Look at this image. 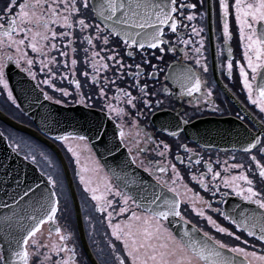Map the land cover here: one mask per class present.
<instances>
[{"label": "flooded vegetation", "instance_id": "af4514ba", "mask_svg": "<svg viewBox=\"0 0 264 264\" xmlns=\"http://www.w3.org/2000/svg\"><path fill=\"white\" fill-rule=\"evenodd\" d=\"M181 2L195 3L197 7L196 9L186 10L185 16L193 14L195 19L192 21L184 19L183 23L187 27H178L177 33L172 34L165 26V43L168 44L170 41L171 45L175 47L174 51H169L167 48L160 51L159 49L148 48L147 45H145L144 50L135 46L128 48L123 45L120 38L113 37V39L120 40L117 51L120 52L123 63L132 65L131 69L124 68L123 73H135L137 71L135 65L137 63L141 64L140 75L136 79L142 82L140 87H143V83H147L148 94L143 96V99L148 100L150 106H145L139 101L136 108L127 105L125 98L118 91L119 89L132 91L134 96L142 95L139 88L133 87L135 81L132 76L127 74L122 76L120 72L115 70L116 66L111 61H107L110 64L107 71L101 70L99 73H94L91 64V46L86 42L81 44L80 39H76L75 43L67 48L63 47L64 44H67V40L63 42L60 40L55 41L58 49L68 52L67 68L63 66L65 57L59 56L55 50L49 51L45 57H40L36 53H32L30 49L27 50L28 55L36 60L33 66L36 79H32L28 74L25 70L28 66L24 63L17 65L13 60L7 63V66L13 64L19 71H22L34 82L43 95L47 93L52 97V99H48L49 101L59 100V104L67 106L80 104L106 113L115 122L120 133L124 132L123 138L119 134L120 139L131 159L135 158L136 166L149 174L156 182L159 180L158 183L163 187L164 182H167L168 187L165 188L169 190V188L175 187L180 193L178 198L181 201L185 221H188L203 233L207 232L208 236L213 238V241L220 240L228 244L229 248L242 247L248 252L254 251L258 255H264V243L256 237L249 236L235 221L234 218H238V216L233 214L234 208L251 214L253 211H259L260 209L255 203L244 200L241 196L236 195L232 188L225 187L222 183L223 177L230 178L244 172L253 180V187L256 191H264V178H259V169L250 160L251 155H257V158L260 159L257 150L246 153L238 150L220 151L215 148L202 147L189 140L182 130L173 126L176 123L180 126L202 120L232 119L248 127L254 134L264 130V113L247 98L248 90L244 88L243 77H241L239 71L240 67L244 66L251 79V72L247 68V60L244 57L246 41L241 39L240 29L235 20L234 8L230 7L229 15L225 18L222 9L219 7V0H203L202 3L201 0H181ZM228 2L230 5L234 4V0H228ZM6 3L7 0H0V9H3ZM225 20L229 25V35L227 37L223 34ZM101 27L103 26L101 25ZM193 27L197 30L202 29L200 35L197 36L192 32ZM53 30L60 31L61 29L58 25H53ZM75 32L80 38L89 34L95 35L94 31L79 33L78 28L75 29ZM0 39L6 40L7 38L0 37ZM181 41H189V43L185 44ZM72 47L77 48L76 53L72 52ZM112 47H116V45H112ZM84 48L90 49L87 57L83 51ZM197 48L200 49L199 53L196 52ZM229 49H231V54H229ZM94 50L99 51L100 49L97 47ZM101 55L105 56L106 59L108 53L101 52ZM249 55H252V53H249ZM0 56L5 57V59L8 56L15 57L14 46H0ZM52 56H55L59 61L58 64L51 65L53 71L57 73L54 83L57 88L67 90L70 93L68 96H62L59 91H54L50 85L42 83L46 76L45 73L39 72V61L43 58L47 62ZM141 57L146 61H150L152 66L142 63ZM73 58L78 61L75 66L71 64ZM86 58L88 59L87 64L85 63ZM96 59L98 64L103 63L98 58ZM197 60L200 61L199 64L196 63ZM229 60L233 65L230 71L227 68ZM205 67L207 71L204 70ZM189 69L201 81V90L193 92L191 96L188 95L184 87V77L188 74ZM45 72H47V69ZM85 72L89 73L87 77L84 76ZM93 75L98 76L96 82L92 79ZM105 76L108 80H114L115 83L107 84L103 79ZM74 80L80 81V89L76 88V84L73 83ZM252 83L253 99H256V86L259 83V77L257 81ZM101 87L105 88L106 96L99 94ZM9 90V85L8 89H4L3 85L0 84V112L17 123L32 127L31 121L19 110L14 97L12 96V99L8 97ZM209 92L212 93L211 96H208ZM82 99L84 103L80 102ZM113 109H122L123 111L118 113ZM0 132L16 153L36 165L41 172H46L43 165L38 161L42 157L29 155L26 150H23L18 140L19 132L2 121H0ZM173 132L177 135L173 136ZM165 143L169 145L167 151L163 149ZM55 145L60 150L73 180L81 208L83 233L87 248L97 264H119L116 258H126L127 253L123 247V240H117L112 235L113 228L109 226L107 211L113 212L112 224L126 223L131 212L118 215L119 208L123 206L120 198L114 195L118 188L106 176L99 163L96 167L97 161L84 142L68 138L55 143ZM70 148L72 151H69ZM161 151L165 153L163 157L159 155ZM49 152L51 153V151ZM53 157L55 158L54 155ZM44 161L46 162V160ZM236 163L245 165V168L231 167ZM172 165H175L176 173H173ZM209 165L212 167L213 172H208ZM58 166L60 168L59 164ZM160 167H164L166 171L161 173L159 171ZM92 168L96 170L83 171V169ZM145 168H148L149 171H145ZM214 172L221 173V178H218L215 182L219 185V191L215 195H213L214 189L211 186V177ZM81 173H87L93 183L98 187L101 185L103 190L106 184L111 185L112 192L106 194L105 199L113 202L112 208L106 207L105 212H100L97 203L92 212H84L85 207L82 201L86 199L90 204V195L81 184ZM193 175L197 177L196 180L192 179ZM202 176L204 184L209 186L207 189L204 184L200 183ZM173 181H175V184H173ZM237 183L241 187H248L244 181H237ZM81 187L85 192H81ZM97 192H100V190ZM99 203H103V201ZM233 205H236V207H233ZM129 208L136 211L137 214L141 213L134 205L130 204ZM198 211H203L205 215L199 216ZM261 211L264 212V210ZM208 216L213 218L216 222L215 225L208 223ZM54 224L61 229L63 235L68 237L65 243L68 249H72L74 252H62L56 255L48 249H41L40 254H35L36 250L30 249L34 253L30 264H42L45 256H49L51 260L44 261V264H51L52 261L62 258L67 259L69 256H72L74 264H91L78 235L74 213L59 210ZM216 225L227 228L233 235L229 236L226 233L218 232ZM51 230L52 235L49 237L50 228L45 223L42 226L41 233H38L36 238L45 243H61L55 231ZM236 236H239L240 239L236 240ZM164 242L163 240L159 241V243ZM113 245L115 248H113ZM173 259H179V257ZM125 264H131V258H126Z\"/></svg>", "mask_w": 264, "mask_h": 264}, {"label": "snow or ice", "instance_id": "6c2138e0", "mask_svg": "<svg viewBox=\"0 0 264 264\" xmlns=\"http://www.w3.org/2000/svg\"><path fill=\"white\" fill-rule=\"evenodd\" d=\"M202 2L203 0H201ZM196 7L195 3H184L181 0H7L5 7L0 9V37H6L7 39H0V46H14L16 56H8L6 59L0 56V84L3 85L4 89H8L6 67L7 63L13 60L17 65L26 64L28 67L25 70L32 79H36V72L33 71L36 60L28 55V49L40 57H45L49 51L55 50L59 56L65 57L63 66L67 68L68 52L58 49L55 41L60 40L63 42L67 40V44L63 45L64 48H67L73 45L76 39H80L81 44L86 42L91 46V64L94 73H99L101 70L107 71L110 68V64L107 61H111L116 66L115 70L120 72L122 76L125 74L132 76L135 81L133 87L139 88L142 95L134 96L132 91L119 89L118 91L125 98L127 105L136 108L139 101L145 106H150L149 101L143 99V96L148 94L147 83H143V87H140L142 82L136 79L140 75L141 64L137 63L135 65L137 69L135 73H123L122 70L124 68L131 69L132 65L123 63L120 52L117 51L120 40L113 39V37L120 38L123 41V45L128 48L135 46L144 50L145 45H147L151 49L164 51L167 48L169 51H174L175 47L171 45L170 41L168 44L165 43V26L172 34L177 33L178 27H187L183 20L192 21L195 19V15L188 14L185 16V12L187 9H196ZM219 7L222 9L223 17L225 18L229 15L230 7L234 8L235 20L240 29L241 39L246 41L244 57L247 60V68L251 72V79L249 72L245 70L244 66L239 69L240 75L243 77L244 88L248 90L247 98L264 113V0H234V4L231 5L228 0H219ZM102 24L103 27H101ZM53 25H58L61 30H53ZM76 28L79 29V33L94 31L95 35L89 34L80 38L75 32ZM201 31L202 29L192 28V32L197 36L200 35ZM223 34L225 37L229 35V25L226 20L223 23ZM181 42L189 43V41ZM112 45H116V47H112ZM97 47H99V51L94 50ZM83 51L87 57L90 49L84 48ZM72 52L76 53L77 48L72 47ZM101 52L108 53L106 59L105 56L101 55ZM196 52L199 53L200 49L197 48ZM249 53H252V55H249ZM229 54H231V49H229ZM96 58L103 61V63L98 64ZM141 61L152 66L151 62L144 60L143 57H141ZM39 63V72L45 73L46 76L42 83L50 85L54 91H59L62 96H68L70 93L67 90L57 88L54 83L57 73L53 71L51 65L59 63L56 57L52 56L47 62L41 58ZM77 63V59H71L73 66L77 65ZM85 63H88L87 58ZM196 63L199 64L200 61L197 60ZM232 67V62L229 60L227 63L229 71ZM46 69L47 72H45ZM204 70L207 71V68L205 67ZM88 75V72L84 73L85 77ZM258 77L259 83L256 86L257 98L253 99L252 82L257 81ZM61 78L63 79L64 77ZM92 79L96 82L98 76L93 75ZM103 79L107 84L115 83L114 80H108L107 76L103 77ZM184 79V87L189 96L193 92L201 90L200 79L196 78L190 69ZM73 83L76 84L77 89L81 88L80 81L74 80ZM99 94L106 96L104 87L99 89ZM44 95L46 99H52L47 93H44ZM211 95L212 93L209 92L208 96ZM8 97L12 99L10 90L8 91ZM55 102L60 103L59 100ZM80 102L84 103V100L82 99ZM109 107L111 109V105ZM113 110L118 113L123 111L122 109ZM124 135V132L120 133L121 138ZM172 135L175 136L177 133L173 132ZM58 138L68 139L66 136ZM79 139L84 140V137L81 136ZM163 149L169 150V145L163 144ZM140 150L142 151V149ZM253 150H257L260 159L257 158V155H251L250 160L259 169V178H264V130L253 135L248 147L244 149L246 153ZM69 151H72V149L70 148ZM164 154V151L159 152L161 157ZM132 163H136L135 158H133ZM96 167H98V162H96ZM231 167L245 168V165L236 163ZM172 169L173 173H176L175 165H172ZM95 170V168L83 169V171ZM145 171H149V169L145 168ZM159 171L163 173L166 169L160 167ZM208 172H213L210 165L208 166ZM218 178H221V173L214 172L211 177V186L214 189L213 195L219 191V185L215 183ZM48 179L55 186L56 181L51 176ZM192 179L196 180L197 177L193 175ZM237 181L246 182L248 187H241ZM81 182L85 183L86 190L93 193L92 200L103 201V203L97 204L98 211L105 212L106 207L112 208L113 202L105 199V194L112 192L110 184H106L104 192L97 195L96 192L99 189L89 188L88 184L90 181L85 180L83 175L81 176ZM131 182L136 183L135 179ZM200 183L204 184L203 176L200 179ZM222 183L225 187L232 188L236 195L255 203L259 209L264 210V191H256L253 187V180L244 172L230 178L223 177ZM173 184H175V181H173ZM164 187H168L167 182H164ZM204 187L207 189L209 186L204 184ZM169 191L175 193L176 197L180 195L175 187L169 188ZM24 195L27 196L28 192H25ZM50 195L55 197L56 193L53 191ZM114 195L119 197L123 204L119 208L118 215L131 212L126 223L112 224L113 212L107 211L109 226L113 228L112 235L117 240H123V247L127 253L126 258H131V264H235V260L226 256L221 251L222 249L242 255L245 264H264V255H258L254 251L248 252L242 247L229 248L228 244L220 240H214V246L209 245L207 241L203 243L193 241L188 231L184 232L181 239H177L176 235L164 226V222L168 221L169 217H178L180 220H184L181 201L175 197H168L164 192H152L141 194L139 196L140 203H137V199L128 193L117 190ZM130 204L134 205L136 209L143 207V211L137 214L136 211H132L129 208ZM58 205V199L49 198L45 204L39 205V215L30 214L27 217L31 220V223L20 225L19 237L15 239L16 250L11 252V256L7 257L0 252V264H30L31 257L34 254L30 249H35V254H40L41 249H48L56 255L62 252H74V250L68 249L65 243L68 237L61 233L59 227L54 229L61 242L59 244L54 242L45 243L36 238L37 234L41 233L42 226L45 223L55 220ZM197 214L199 216L205 215L203 211H198ZM207 220L210 224H216L211 216H208ZM185 223H188V221H185ZM242 223L249 236H256V230L258 229V240L264 241V212H261L258 217L256 214L251 217H245ZM216 228L220 233H226L229 236L233 235L225 227L216 225ZM51 235L52 230L50 229L49 237ZM204 236L208 240H213L212 237L208 236L207 232L204 233ZM235 238L236 240L240 239L239 236ZM161 240L165 242L159 243ZM8 243L11 250L12 242L9 241ZM113 248H115L114 245ZM177 256L179 259H173ZM11 257L16 259L13 260ZM126 258L117 257L116 259L119 264H125ZM50 260L49 256L44 257V261ZM44 261H42V264H44ZM51 264H74V260L72 256H69L67 259L62 258L52 261Z\"/></svg>", "mask_w": 264, "mask_h": 264}, {"label": "water", "instance_id": "95a60500", "mask_svg": "<svg viewBox=\"0 0 264 264\" xmlns=\"http://www.w3.org/2000/svg\"><path fill=\"white\" fill-rule=\"evenodd\" d=\"M6 79L19 110L31 121L32 127L17 123L1 112L0 121L38 141L57 159L72 204L78 235L91 264L97 263L84 239L81 208L73 180L60 150L55 145L64 139L58 137L66 136L77 140H80L81 136L84 137L81 141L92 152L106 176L119 191L136 198L137 203H140L141 194L152 192H164L168 197L179 199L175 193L170 192L132 163L131 156L120 139L119 128L106 113L80 104L67 106L49 101L34 82L13 64L6 67ZM173 126L182 130L192 142L220 151L245 152L244 149L248 147L251 137L258 134H254L248 127L232 119L202 120L180 126L176 123ZM48 178L49 176L43 174L36 165L16 153L0 132V246H2L0 251L6 257L11 256V252L16 250L15 239L19 237L20 225L31 223L27 217L30 214L39 215V205L45 204L49 198L57 199V196L50 195L54 189ZM133 179L136 183L131 182ZM25 192H28L27 196L24 195ZM233 210V214L238 216L234 218L235 221L245 232L247 230L242 223L244 218L253 214L258 217L263 212L261 209L253 211L252 214L247 211L241 212L236 208ZM139 211L142 212L143 207ZM54 223L55 220L47 222L50 229L56 228ZM164 226L176 235L177 239H181L184 232L188 231L193 241L201 243L207 241L209 245L214 246L213 240H208L201 230L178 217H169V220L164 222ZM256 232L259 233V230L257 229ZM258 236L259 234L253 237L258 238ZM9 241L12 242L11 250ZM221 251L230 259H234L235 264H245L242 255L227 249Z\"/></svg>", "mask_w": 264, "mask_h": 264}, {"label": "rangeland", "instance_id": "374dc122", "mask_svg": "<svg viewBox=\"0 0 264 264\" xmlns=\"http://www.w3.org/2000/svg\"><path fill=\"white\" fill-rule=\"evenodd\" d=\"M18 140L23 150H26V152L29 155H35L37 157L38 156L42 157L38 159V161L43 165V168L46 170V174L51 176L56 181V184L54 186L55 192L57 196L59 197L60 202H64L62 204L67 206L66 210L72 213V208H71V204H69L70 200H69L68 193L66 190L64 177L53 155L44 146L40 145L39 143L35 142L34 140H32L31 138H29L28 136L24 134L19 133ZM44 160H46V162ZM82 175L85 177V180L90 181V183L88 184L89 188H98L100 192L102 193L104 192V190L101 188L102 186L100 185V187H98L97 185H95L93 183V180L90 179V176L87 173H81V176ZM81 176H80V181H81ZM81 184L86 190L85 183L81 182ZM83 187L80 188L82 193L85 192ZM86 191L90 195V204L88 201H86V199L83 200L82 203L85 207L84 212L88 213V212H92L93 207L99 202L92 200V195H93L92 192L88 190ZM100 192H96V194L100 195ZM108 194H111V193H108ZM105 197H106V194H105Z\"/></svg>", "mask_w": 264, "mask_h": 264}, {"label": "trees", "instance_id": "16d2710c", "mask_svg": "<svg viewBox=\"0 0 264 264\" xmlns=\"http://www.w3.org/2000/svg\"><path fill=\"white\" fill-rule=\"evenodd\" d=\"M62 203H64V202H61V204ZM70 204V203H69ZM62 208H63V210H65L66 211V209H67V206L66 205H62Z\"/></svg>", "mask_w": 264, "mask_h": 264}]
</instances>
